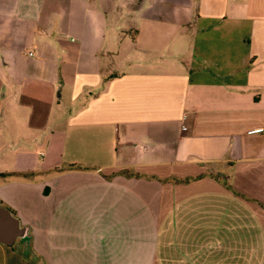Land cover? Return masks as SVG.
<instances>
[{
  "label": "crops",
  "instance_id": "1",
  "mask_svg": "<svg viewBox=\"0 0 264 264\" xmlns=\"http://www.w3.org/2000/svg\"><path fill=\"white\" fill-rule=\"evenodd\" d=\"M0 207V264H264V0H0Z\"/></svg>",
  "mask_w": 264,
  "mask_h": 264
},
{
  "label": "water",
  "instance_id": "2",
  "mask_svg": "<svg viewBox=\"0 0 264 264\" xmlns=\"http://www.w3.org/2000/svg\"><path fill=\"white\" fill-rule=\"evenodd\" d=\"M14 240H18L21 247V255H29L34 260V256L28 249V235L26 229L18 225V221L3 207H0V244L10 245Z\"/></svg>",
  "mask_w": 264,
  "mask_h": 264
},
{
  "label": "rangeland",
  "instance_id": "3",
  "mask_svg": "<svg viewBox=\"0 0 264 264\" xmlns=\"http://www.w3.org/2000/svg\"><path fill=\"white\" fill-rule=\"evenodd\" d=\"M125 55V53L123 52V51H116V53H113V54H111V57L113 58V60H114V62H117L116 63V65H115V67L113 68V70L114 71H117V72H121L122 71V68L123 67H127V64L125 63V64H121V59L123 58V56ZM127 56L129 57V58H131V59H134V60H136V59H138V60H142V62L143 63H147L146 61H148V63H149V61H153V60H157V59H162V58H164L165 56L164 55H162V54H159V53H151V52H149V53H140V52H138V51H135V50H133V51H131V52H128L127 53ZM29 110L28 109H23L22 110V116L24 117H27L28 115H29ZM30 131H24V129H22V131L20 132V133H15V134H13V136H25V137H28V136H30V133H29ZM8 136V135H7ZM39 136V135H38ZM37 136V137H38ZM21 143H18V145H20ZM15 142L12 144V147H16V146H18Z\"/></svg>",
  "mask_w": 264,
  "mask_h": 264
},
{
  "label": "built area",
  "instance_id": "4",
  "mask_svg": "<svg viewBox=\"0 0 264 264\" xmlns=\"http://www.w3.org/2000/svg\"><path fill=\"white\" fill-rule=\"evenodd\" d=\"M255 132H259V129L250 130L247 133H255Z\"/></svg>",
  "mask_w": 264,
  "mask_h": 264
},
{
  "label": "trees",
  "instance_id": "5",
  "mask_svg": "<svg viewBox=\"0 0 264 264\" xmlns=\"http://www.w3.org/2000/svg\"><path fill=\"white\" fill-rule=\"evenodd\" d=\"M25 258H27V256H25ZM37 264H43V263H41V262H38Z\"/></svg>",
  "mask_w": 264,
  "mask_h": 264
}]
</instances>
